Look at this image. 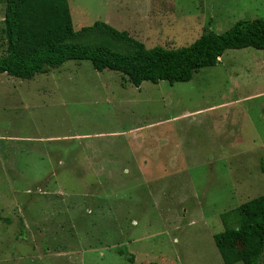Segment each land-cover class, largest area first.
<instances>
[{
  "label": "rangeland",
  "instance_id": "obj_1",
  "mask_svg": "<svg viewBox=\"0 0 264 264\" xmlns=\"http://www.w3.org/2000/svg\"><path fill=\"white\" fill-rule=\"evenodd\" d=\"M67 2L75 31L109 19L146 48L264 20V0ZM263 167L264 50H227L173 85L87 60L2 74L0 264H223L221 215L264 194Z\"/></svg>",
  "mask_w": 264,
  "mask_h": 264
},
{
  "label": "trees",
  "instance_id": "obj_2",
  "mask_svg": "<svg viewBox=\"0 0 264 264\" xmlns=\"http://www.w3.org/2000/svg\"><path fill=\"white\" fill-rule=\"evenodd\" d=\"M4 5L6 50L0 75L18 79H33L67 61L87 60L94 70L118 72L136 88L144 82L173 85L215 66L227 50H264L261 19L238 21L222 33L204 31L186 47L146 48L102 21L75 31L67 0H4ZM221 220L224 229L213 241L223 264H259L264 255V194L221 215Z\"/></svg>",
  "mask_w": 264,
  "mask_h": 264
},
{
  "label": "crops",
  "instance_id": "obj_3",
  "mask_svg": "<svg viewBox=\"0 0 264 264\" xmlns=\"http://www.w3.org/2000/svg\"><path fill=\"white\" fill-rule=\"evenodd\" d=\"M151 14L154 16L153 19H156V20L159 19L158 21H163V22H164V21L167 20V22H169V23L172 22V21L169 20V19H170V18L168 17V16H169V13H167V15H166L167 17H166V18H164V17L161 15L160 12H158V13L155 12L156 15H155L154 13H151ZM170 15H171V14H170ZM161 16H162V17H161ZM149 17H150V14H149ZM145 18H147V17H145ZM108 20H109V19H105L103 22L106 23V24H108V25H110V22H109ZM110 26H112V25H110ZM128 33H129V32H128ZM129 34H130V33H129Z\"/></svg>",
  "mask_w": 264,
  "mask_h": 264
}]
</instances>
